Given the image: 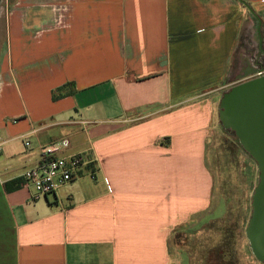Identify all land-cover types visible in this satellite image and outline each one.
I'll return each mask as SVG.
<instances>
[{
  "label": "crops",
  "instance_id": "obj_1",
  "mask_svg": "<svg viewBox=\"0 0 264 264\" xmlns=\"http://www.w3.org/2000/svg\"><path fill=\"white\" fill-rule=\"evenodd\" d=\"M242 1L262 48L239 0H15L0 62V264H184L171 243L224 213L208 163L221 98L264 69V0ZM56 142L89 163L35 199L21 177Z\"/></svg>",
  "mask_w": 264,
  "mask_h": 264
},
{
  "label": "rangeland",
  "instance_id": "obj_2",
  "mask_svg": "<svg viewBox=\"0 0 264 264\" xmlns=\"http://www.w3.org/2000/svg\"><path fill=\"white\" fill-rule=\"evenodd\" d=\"M14 5L15 0H0V62L8 40L7 18L15 11ZM46 9L48 13H56L55 3H49ZM8 42V47L16 45L15 37L13 42ZM252 46L255 51L260 50L257 38ZM238 56L239 52L232 71L239 68ZM208 163L216 183L215 201L219 204L216 214L224 209L223 217L194 234L177 236L171 243L172 248L184 264L187 260L190 264H262L253 255L246 236L252 195L259 181L255 161L243 150L236 136L219 123L209 146Z\"/></svg>",
  "mask_w": 264,
  "mask_h": 264
},
{
  "label": "water",
  "instance_id": "obj_3",
  "mask_svg": "<svg viewBox=\"0 0 264 264\" xmlns=\"http://www.w3.org/2000/svg\"><path fill=\"white\" fill-rule=\"evenodd\" d=\"M239 2L257 19L262 48V21L249 5L242 0ZM240 80L246 81L234 85L223 94L219 104V120L224 129L236 136L243 150L257 165L259 181L252 195V213L246 236L253 255L264 264V69L257 67Z\"/></svg>",
  "mask_w": 264,
  "mask_h": 264
},
{
  "label": "built area",
  "instance_id": "obj_4",
  "mask_svg": "<svg viewBox=\"0 0 264 264\" xmlns=\"http://www.w3.org/2000/svg\"><path fill=\"white\" fill-rule=\"evenodd\" d=\"M61 149L62 145L58 142L43 146L41 161L23 173L21 185L31 186L35 199L55 194L61 187L78 178L83 167L89 163L83 153L60 156ZM91 176L94 178V173Z\"/></svg>",
  "mask_w": 264,
  "mask_h": 264
},
{
  "label": "trees",
  "instance_id": "obj_5",
  "mask_svg": "<svg viewBox=\"0 0 264 264\" xmlns=\"http://www.w3.org/2000/svg\"><path fill=\"white\" fill-rule=\"evenodd\" d=\"M61 96H62V95H56V94H55L53 98H54L55 100H57V99H59ZM19 184H20V181H18V185H17V186H19ZM21 184H22V180H21Z\"/></svg>",
  "mask_w": 264,
  "mask_h": 264
}]
</instances>
